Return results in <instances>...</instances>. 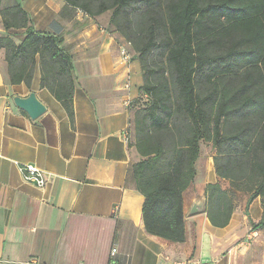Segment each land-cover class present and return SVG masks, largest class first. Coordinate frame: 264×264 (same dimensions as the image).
Listing matches in <instances>:
<instances>
[{
  "label": "crops",
  "instance_id": "1",
  "mask_svg": "<svg viewBox=\"0 0 264 264\" xmlns=\"http://www.w3.org/2000/svg\"><path fill=\"white\" fill-rule=\"evenodd\" d=\"M17 3L35 29L64 36L76 74L74 119L40 87L39 68L31 87L9 83L0 50V264H264V226L253 228L264 214L260 196L247 204L250 194L237 191L226 226L213 225L206 213V186L230 188L216 172L210 142L201 143L195 181L184 194L185 241L147 232L145 198L127 186L133 163L127 132L143 81L140 63L123 58L100 16L78 12L73 21L61 20L63 0H1L0 6ZM5 34L0 15V37ZM32 91L47 106L35 120L12 99ZM25 164L45 171V187L23 179ZM197 200L204 209L191 214Z\"/></svg>",
  "mask_w": 264,
  "mask_h": 264
},
{
  "label": "trees",
  "instance_id": "2",
  "mask_svg": "<svg viewBox=\"0 0 264 264\" xmlns=\"http://www.w3.org/2000/svg\"><path fill=\"white\" fill-rule=\"evenodd\" d=\"M63 1L61 20L111 11L107 28L136 51L144 82L130 104L127 134L140 159L127 186L145 198L147 232L185 241L184 194L195 181L202 142L212 143L216 172L230 183L206 186L213 225L229 223L237 191L250 194L247 204L260 196L264 208V0ZM0 15L9 83L31 87L39 68L40 87L73 120L76 74L64 36L35 29L18 3L0 6ZM263 226L264 214L253 228Z\"/></svg>",
  "mask_w": 264,
  "mask_h": 264
},
{
  "label": "built area",
  "instance_id": "3",
  "mask_svg": "<svg viewBox=\"0 0 264 264\" xmlns=\"http://www.w3.org/2000/svg\"><path fill=\"white\" fill-rule=\"evenodd\" d=\"M120 53L125 60L130 59V55L128 54L126 49L122 46L120 47ZM19 169L25 181L32 183L40 188L46 186L48 178L45 171H43L42 169L32 164L21 165ZM117 253H118L117 247H113L110 251V256L114 258L117 255ZM175 264H212V263L201 260L198 261L188 260V261H179L176 262Z\"/></svg>",
  "mask_w": 264,
  "mask_h": 264
},
{
  "label": "water",
  "instance_id": "4",
  "mask_svg": "<svg viewBox=\"0 0 264 264\" xmlns=\"http://www.w3.org/2000/svg\"><path fill=\"white\" fill-rule=\"evenodd\" d=\"M12 99L16 107L25 111L34 120L39 118L47 111V106L39 99L37 93L34 91H32L26 97L14 95ZM203 209L204 204L200 200H197L191 209V214L199 213Z\"/></svg>",
  "mask_w": 264,
  "mask_h": 264
},
{
  "label": "rangeland",
  "instance_id": "5",
  "mask_svg": "<svg viewBox=\"0 0 264 264\" xmlns=\"http://www.w3.org/2000/svg\"><path fill=\"white\" fill-rule=\"evenodd\" d=\"M111 16V11H107L104 14L100 15L99 19L103 20L104 22H106V25L108 27L109 24V19ZM89 17V16H88ZM97 18V17H96ZM108 29V28H107ZM109 31H113V34L116 36L117 42L120 44V46L124 47L126 49V51L128 52V54L130 55V59L132 60L134 59V57H136V51L134 50L133 46L131 43H129L122 35H120L117 31L115 30V27H111L110 29H108ZM19 33V36L21 37L23 34V30H17ZM112 33V32H111ZM17 38V37H16ZM142 79H143V74H142ZM144 80L142 81L143 84ZM132 158H133V162H136L140 159L137 151L135 150L134 147H132Z\"/></svg>",
  "mask_w": 264,
  "mask_h": 264
}]
</instances>
